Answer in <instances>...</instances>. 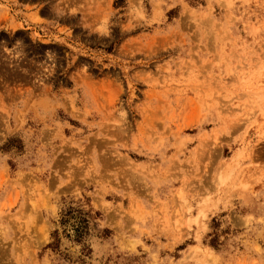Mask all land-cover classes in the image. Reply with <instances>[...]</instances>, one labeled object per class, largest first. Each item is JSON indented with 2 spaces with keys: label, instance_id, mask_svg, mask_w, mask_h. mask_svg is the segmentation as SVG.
I'll list each match as a JSON object with an SVG mask.
<instances>
[{
  "label": "rangeland",
  "instance_id": "rangeland-1",
  "mask_svg": "<svg viewBox=\"0 0 264 264\" xmlns=\"http://www.w3.org/2000/svg\"><path fill=\"white\" fill-rule=\"evenodd\" d=\"M260 92L264 0H0V264H264Z\"/></svg>",
  "mask_w": 264,
  "mask_h": 264
},
{
  "label": "bare ground",
  "instance_id": "bare-ground-1",
  "mask_svg": "<svg viewBox=\"0 0 264 264\" xmlns=\"http://www.w3.org/2000/svg\"><path fill=\"white\" fill-rule=\"evenodd\" d=\"M253 93V92H252ZM252 96H255V98L256 99H262V98H264V94H262L261 92L260 93H255V94H253ZM255 99V100H256ZM260 99V100H261ZM254 100V101H255ZM256 105V104H255ZM255 107V106H254ZM256 113V112H255ZM250 120V119H249ZM216 143H218V142H216ZM220 174H222V173H220ZM226 174H227V172H226ZM224 177H226V176H222L221 177V179L222 180H224ZM219 181H220V179H219ZM223 182V181H222ZM240 183V184H239ZM238 184L239 185H243V186H245V183H243V182H239ZM182 195V194H181ZM201 213V212H200ZM200 246H194V249H193V254H196V253H198L199 251H200ZM208 248V247H207ZM202 249H203V247H202ZM203 252L204 253H206L207 254V259L208 258H210V259H213L214 258V254H213V252H212V249H208V250H206V248L203 250Z\"/></svg>",
  "mask_w": 264,
  "mask_h": 264
}]
</instances>
